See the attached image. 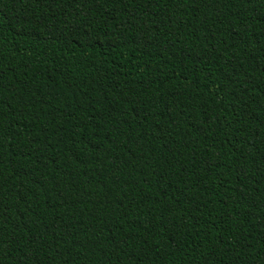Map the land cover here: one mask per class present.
Segmentation results:
<instances>
[{
    "label": "trees",
    "instance_id": "obj_1",
    "mask_svg": "<svg viewBox=\"0 0 264 264\" xmlns=\"http://www.w3.org/2000/svg\"><path fill=\"white\" fill-rule=\"evenodd\" d=\"M0 264H264V0H0Z\"/></svg>",
    "mask_w": 264,
    "mask_h": 264
}]
</instances>
